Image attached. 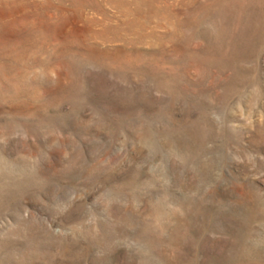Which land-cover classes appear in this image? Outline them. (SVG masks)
Returning <instances> with one entry per match:
<instances>
[{
  "label": "rangeland",
  "instance_id": "obj_1",
  "mask_svg": "<svg viewBox=\"0 0 264 264\" xmlns=\"http://www.w3.org/2000/svg\"><path fill=\"white\" fill-rule=\"evenodd\" d=\"M0 264H264V0H0Z\"/></svg>",
  "mask_w": 264,
  "mask_h": 264
}]
</instances>
